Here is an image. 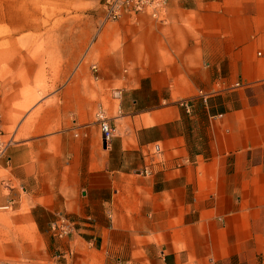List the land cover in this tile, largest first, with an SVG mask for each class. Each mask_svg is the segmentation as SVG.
I'll return each instance as SVG.
<instances>
[{
	"label": "crops",
	"instance_id": "crops-1",
	"mask_svg": "<svg viewBox=\"0 0 264 264\" xmlns=\"http://www.w3.org/2000/svg\"><path fill=\"white\" fill-rule=\"evenodd\" d=\"M41 25L5 36L31 44L0 79L1 125L14 124L0 205L9 197L18 209L23 188L39 233L65 215L68 231L49 238L51 264H264V0H168L161 20L107 22L91 33L88 84L66 80L81 45H67L60 19ZM39 72L48 80L36 87ZM27 86L40 94L23 112L14 105ZM197 89L215 91L202 99ZM188 96L185 111L177 99ZM99 106L114 125L107 144Z\"/></svg>",
	"mask_w": 264,
	"mask_h": 264
},
{
	"label": "rangeland",
	"instance_id": "rangeland-1",
	"mask_svg": "<svg viewBox=\"0 0 264 264\" xmlns=\"http://www.w3.org/2000/svg\"><path fill=\"white\" fill-rule=\"evenodd\" d=\"M93 5L94 0H0V39H3L0 41V79L9 75L10 71L6 61L12 57L25 56L21 51H25L27 45L31 44L25 40L11 42L5 36L10 34L26 35L27 33H41V23L45 19H50L55 22L57 19H60V22L64 24L67 45L73 47L81 45V50L77 57L66 58L67 65L78 68L77 73H67L66 80L77 76L83 84L93 83L97 74L96 68L98 65V58L93 52L94 44H92V34L95 35V26L93 32L88 27L91 19L89 14H91L95 7ZM139 14L135 17L126 15L122 17L136 18ZM12 16L14 21H10ZM26 19L29 22H33L34 25L27 27L25 25L15 24V21L25 22ZM33 45L35 46L33 49L35 60L39 59L42 65L43 63L46 65L45 58L37 57L41 49L39 43L34 42ZM28 49L31 51V48ZM92 65H95V67L92 68ZM15 77L23 81L24 84L30 81L21 69ZM47 80L48 75L39 72L32 76L31 82L36 83L35 85L38 87L40 83ZM27 88L19 90L20 94L25 97L23 103L19 102L14 105L23 112L29 108V103L38 98L40 94L30 89V86H27ZM13 127L14 124L3 129L10 134ZM5 174L6 171L0 168V178ZM7 179H0V182L4 181L2 183L5 184L8 181ZM22 191L23 188L19 187V192L23 198L18 209H15L13 204L10 209H0V260H7L15 264L48 263L52 256L48 243L50 236L53 235L50 231L49 233H39L31 219L25 217L29 209V204L26 202L25 194ZM5 192L6 190L3 193ZM7 199L9 197L4 200L7 202Z\"/></svg>",
	"mask_w": 264,
	"mask_h": 264
},
{
	"label": "built area",
	"instance_id": "built-area-1",
	"mask_svg": "<svg viewBox=\"0 0 264 264\" xmlns=\"http://www.w3.org/2000/svg\"><path fill=\"white\" fill-rule=\"evenodd\" d=\"M168 0H97V7L99 13L97 15V22L95 24V35L102 28V26L110 21H114L124 15L129 17H135L139 13H144L150 18L155 20H161L164 17L165 8ZM95 65H92V68ZM261 81H264V70L260 74ZM239 85V82H234L231 86ZM215 90H202L197 89L194 96L206 99ZM192 97H182L177 99L180 106L185 111L190 110V100ZM93 118L98 125L101 139L104 144H107L113 136L114 125L109 121L104 109L97 107L93 112ZM14 142L11 134L7 133L1 126L0 115V162L6 160V150ZM160 150L157 143L153 144V152ZM141 174L149 173V168L143 166L137 170ZM13 203V199L10 198L6 203L0 205V209H10ZM48 228L51 234L57 237L64 235L69 228L67 218L60 212L54 214V216L48 221ZM0 264H15L7 260H0ZM127 264V263H125Z\"/></svg>",
	"mask_w": 264,
	"mask_h": 264
}]
</instances>
